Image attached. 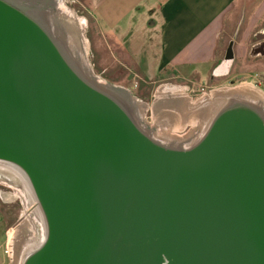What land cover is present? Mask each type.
<instances>
[{
    "label": "water",
    "instance_id": "obj_1",
    "mask_svg": "<svg viewBox=\"0 0 264 264\" xmlns=\"http://www.w3.org/2000/svg\"><path fill=\"white\" fill-rule=\"evenodd\" d=\"M28 4L0 0V159L47 223L22 264H264L262 109L233 99L190 145L157 140Z\"/></svg>",
    "mask_w": 264,
    "mask_h": 264
},
{
    "label": "crops",
    "instance_id": "obj_2",
    "mask_svg": "<svg viewBox=\"0 0 264 264\" xmlns=\"http://www.w3.org/2000/svg\"><path fill=\"white\" fill-rule=\"evenodd\" d=\"M247 1L252 6L246 20L250 25H264V0ZM236 2L92 0L90 10L102 40L99 47L106 45L119 62L120 78L132 75L137 87L178 81L193 99L202 85L215 87L248 77L245 71L236 70L238 58L249 59L248 35L243 34L239 41L235 33H225ZM131 11L136 14L131 16ZM100 59V72L107 73L111 66L103 56Z\"/></svg>",
    "mask_w": 264,
    "mask_h": 264
},
{
    "label": "bare ground",
    "instance_id": "obj_3",
    "mask_svg": "<svg viewBox=\"0 0 264 264\" xmlns=\"http://www.w3.org/2000/svg\"><path fill=\"white\" fill-rule=\"evenodd\" d=\"M26 1L30 3L28 6L31 9H28L38 15L37 17L77 64L82 75L119 98L141 127L157 140L168 144L190 145L202 136L216 112L233 99H240L259 110L263 107L264 91L248 83L214 89L196 101L188 97L181 86L161 85L156 91L155 100L147 103L135 96L130 88L112 83L94 71L89 57L87 19L71 7L69 0ZM148 109L153 112L155 121L153 126L144 120ZM191 122L195 127L183 138L168 133ZM0 183L11 188V199L21 198L25 204L23 218L17 228L19 239L26 243V247L22 249L20 259L15 262L22 264L27 252L45 239L46 219L27 175L18 166L0 159Z\"/></svg>",
    "mask_w": 264,
    "mask_h": 264
},
{
    "label": "rangeland",
    "instance_id": "obj_4",
    "mask_svg": "<svg viewBox=\"0 0 264 264\" xmlns=\"http://www.w3.org/2000/svg\"><path fill=\"white\" fill-rule=\"evenodd\" d=\"M71 7L80 15L87 19L86 34L90 43V52L89 57L93 65L94 71L100 75L102 78L115 83L126 86L131 89L135 96L139 99L152 103L156 98V91L161 85H176L183 86L184 83L173 81V80H163L158 81L155 84L149 85H139L136 86L135 78L131 75L127 77L128 79H123L119 77L121 73L119 62L113 59L109 48L105 45V48L102 46L100 48L101 39L98 36L97 32L98 27L93 16V10H90V5L92 0H69ZM252 5L246 0H237L235 3L234 9L230 12L229 18L227 19L226 24V34L235 36L239 41L243 38V34L248 35L246 48L247 53L249 54V59L238 58L236 60V70L245 71L246 78L237 80L234 82H225L217 84L215 87L208 86L207 94L211 93L214 89L233 87L240 83L249 82L248 84L257 86L259 89L264 91V25H250L246 20L248 15L251 13L249 9ZM136 11H131V16L135 15ZM100 48V49H99ZM100 50V51H99ZM106 50V51H104ZM101 56L104 57L105 63L111 66L110 70L107 73L100 72V66L103 63L100 59ZM146 88V89H145ZM142 95V96H141ZM203 94L197 89L196 93L192 96L193 100L196 101L198 98L202 97ZM144 120L148 125L153 126L155 124L153 112L151 109H148L145 114ZM195 127L193 122L185 124L181 128L172 129L168 133L170 135H175L177 137H185L187 134ZM161 133V131H158ZM186 146V145H184ZM11 190L9 186L0 183V190ZM25 210V204L21 198H18L12 202L5 201L0 195V264H8L10 262V257L4 252L6 242L9 240L13 244V257L11 264L20 259L21 251L26 247V243H22V239H19L18 225L20 224L23 218V212ZM22 243V245H21ZM25 245V246H23ZM26 249V248H25ZM23 254V253H22Z\"/></svg>",
    "mask_w": 264,
    "mask_h": 264
},
{
    "label": "built area",
    "instance_id": "obj_5",
    "mask_svg": "<svg viewBox=\"0 0 264 264\" xmlns=\"http://www.w3.org/2000/svg\"><path fill=\"white\" fill-rule=\"evenodd\" d=\"M207 86H204V85H202V86H200L199 87V91L204 95V94H207ZM262 111L264 112V104H263V107H262ZM4 252L6 253V255H8L9 257H10V262H8V264H11V262H12V253H13V244L8 240L7 242H6V245H5V249H4Z\"/></svg>",
    "mask_w": 264,
    "mask_h": 264
},
{
    "label": "flooded vegetation",
    "instance_id": "obj_6",
    "mask_svg": "<svg viewBox=\"0 0 264 264\" xmlns=\"http://www.w3.org/2000/svg\"><path fill=\"white\" fill-rule=\"evenodd\" d=\"M30 4V3H29ZM12 192V190H4V189H1L0 190V195L1 197L7 201V202H12L14 201L13 199H11L10 197V193Z\"/></svg>",
    "mask_w": 264,
    "mask_h": 264
}]
</instances>
